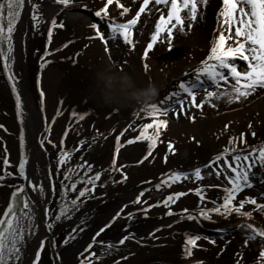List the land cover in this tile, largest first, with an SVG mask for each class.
Segmentation results:
<instances>
[{"label": "rangeland", "instance_id": "rangeland-1", "mask_svg": "<svg viewBox=\"0 0 264 264\" xmlns=\"http://www.w3.org/2000/svg\"><path fill=\"white\" fill-rule=\"evenodd\" d=\"M104 2L105 0H74L71 10H66L57 17L58 23L63 20L65 27L53 30L51 43L48 41L46 31L50 22L42 24L39 31H32L29 20L30 6H26L15 34L14 70L20 77L19 90L34 119L32 123L34 130L30 131L27 138L28 144L24 149L29 156L27 172L30 176L38 177L47 184L45 171L49 166L53 171L56 168L57 149L51 145L45 146L46 151L41 149L38 141L42 136L50 135L51 140L59 145L64 138V132L69 130L65 140L69 149L79 140H87L91 146L86 144L81 152L76 153L73 164L83 155L85 160L94 165L96 171H101L110 167L115 153L116 137L130 123L133 125L121 137V151L118 155V165L128 166L125 169L128 180L122 184L114 183V180L120 179V174L116 172L109 176L105 173L102 177L104 186L101 187L98 184L94 198L87 200L81 206V212L76 213L72 220L62 221L52 233L46 234L41 229V236H48L41 264H56L57 254L62 258V264H78L77 253L82 250L86 242L90 241L95 231L110 218L117 206H122L124 203L129 204L125 214L98 239L114 243L126 234L125 229L134 231L137 239L141 237L143 239L140 242L130 240L123 246L113 248L110 252L99 245L95 246L93 250L100 255V264H115L116 260H120L121 264H193V260L202 261L203 264H236L238 252L244 255L240 264H257L258 245L252 243L248 248L243 246L245 234L239 225L249 222H254L257 226L264 225V218L258 214H254V221L232 215L228 218L214 216L212 222L175 224L177 217L165 216L167 209L163 206L152 208L145 218L139 212L142 205H133L130 202L136 194L145 189L148 191L143 199L148 200L149 204H154L171 192L187 191L202 185L220 184L222 181L217 180L214 175L208 177L207 173L210 171L208 169L203 172L205 179L202 182L185 181L174 185L172 189L163 188L157 191L153 185L144 182L151 180L155 184L163 174L170 171L190 173L195 167L203 168V165L228 145L231 137H239L241 133L246 134L248 145L264 142V91H258L241 103L228 105L219 101L216 102L217 108L205 105L202 111L192 109L195 122H191L184 115L178 119L174 118L170 113L167 129L161 135L162 143L158 144L150 161L142 165H137V161L146 154V142L138 141L131 145L126 143L128 139H134L138 135L140 125L150 122L134 116V112L144 103V93L154 86L158 89V95L149 103L159 104L166 95L176 89L177 83L184 78L183 73L194 68L206 57L212 39L209 33L216 26L217 0H210L203 18L190 33L184 35L176 32L174 34L171 50L166 43V37L162 35L161 40L149 53L147 72L143 67L142 54L150 41L158 16L155 14L151 17L142 16L141 23L138 24L134 33L136 44L134 50L126 46L122 38L110 40L109 58L101 40L88 39L95 35L89 24L104 23L93 15ZM122 2L127 4L128 0H122ZM84 5H87V10L84 9ZM42 11L47 15L49 9L43 7ZM110 14L118 22L131 19V15L120 18L119 10L114 4L110 6ZM65 44L68 46L64 47ZM45 52H50L51 55L45 56ZM41 63L44 64L43 68L40 66ZM122 66L123 72L120 71ZM116 72L123 74L122 78L130 83V88L135 95L134 99L130 102L124 101V104L119 107L114 106L111 101L109 104L101 95L96 96L98 94L96 89L100 88L101 80L105 76L110 77L111 73L117 74ZM118 84L114 86V90L107 88L105 92L109 94L117 92ZM41 90L45 94L43 104L39 95ZM202 95L201 93L198 96V100ZM73 112L77 113L76 117L72 116ZM81 114L85 115L82 121L78 119ZM226 124L228 128L225 130ZM249 124L251 128L248 127ZM0 125L4 126L0 128V168L3 167L2 158L6 147L13 166L9 170L15 172L21 156L19 143L21 131L15 110V97L2 62H0ZM46 128L51 129L50 133L45 131ZM97 131L100 135L93 141L92 137L97 134ZM252 132L256 133L255 138L252 137ZM169 142L173 144L175 154L168 151ZM165 155L168 156L167 163L164 162ZM59 179V176L55 177L57 185ZM261 181H264V171L256 173L253 179L255 187L246 190L242 196H255L264 190V183ZM21 182L19 179L10 177L6 184ZM12 191L11 187L0 186V214L7 206ZM57 193H59V187ZM206 194L210 200L217 199L221 195L218 188H208ZM49 199L50 202L59 201V195ZM198 203V197L190 192L173 206V210L179 212L187 207L195 211ZM45 206L41 202L37 207L41 216L38 220L43 219ZM247 210H251V206H248ZM128 212L136 214L134 220L126 218ZM81 222H85V231L79 233L75 241L64 246L63 240L67 238L71 229ZM169 223H173V227H166ZM156 228L162 230L155 233L156 238L150 237L149 233ZM185 232H195L208 238L201 239L200 249L195 250L194 257L189 260L183 258ZM209 240H215L216 243H209ZM35 243L36 241L33 240L29 246L30 255L35 249ZM124 256L128 259L122 260Z\"/></svg>", "mask_w": 264, "mask_h": 264}, {"label": "snow or ice", "instance_id": "snow-or-ice-1", "mask_svg": "<svg viewBox=\"0 0 264 264\" xmlns=\"http://www.w3.org/2000/svg\"><path fill=\"white\" fill-rule=\"evenodd\" d=\"M210 0H105L103 6L95 11L93 15L99 18L103 24L92 22L89 27L94 30L95 35L88 39H99L104 44L105 53L109 54V41L122 38V42L130 49L134 50V33L138 24L141 23L142 16L151 17L157 15L154 30L151 33L150 41L142 54L145 71L149 69L147 60L149 53L154 46L161 40L162 35L166 37L169 50L172 49L174 34L179 32L187 35L193 27L203 18ZM74 0H0V62L7 74V79L11 85V91L15 97V110L20 124L25 123V100L19 90L20 77L14 70L16 62L15 34L26 6H30V28L32 31H39L42 24L49 23L47 27V37L51 43L53 30L63 29V20L58 23L57 17L66 10H71ZM115 5L119 10L120 18L131 15V19L118 22L110 14V6ZM47 7V15L42 11ZM87 10V5L83 6ZM135 8V10H133ZM216 26L209 35L212 37L211 46L206 57L201 60L194 68L183 73L176 89L170 92L165 98L157 103L144 102L143 105L134 112L136 118H143L150 122L143 123L138 127V135L134 139H128L126 143L131 145L138 141L146 142L147 151L143 157L137 161V165H142L154 155V151L159 143H162L161 135L169 124V114L174 118L181 115L195 122V115L192 109L203 110L205 105L217 108V103L223 101L228 105L241 103L258 91H264V0H217L216 5ZM142 35V33H139ZM107 37V38H106ZM68 45L65 44L64 47ZM87 47V46H86ZM51 55L45 52V56ZM79 55V54H77ZM127 63L126 61L124 62ZM41 68L44 64L41 63ZM124 71L123 66L120 69ZM203 94L198 100V96ZM41 104H43L44 92L39 93ZM118 111V110H117ZM43 112V108H41ZM143 114V115H142ZM77 116L76 112L72 113ZM79 120H84L85 115L81 114ZM54 122V121H53ZM0 125V128H3ZM133 125L130 123L123 132L116 137L115 153L110 163V167L101 171H96L94 165L84 159L83 155L79 161L73 164L76 153L81 152L87 140L81 139L69 149L65 140L69 130L64 132V138L59 145L54 143L50 135L42 136L38 143L41 149L46 151L45 146L57 149L55 171L49 166L45 171L47 184L38 177H32L27 172L29 156L24 151L26 146L24 132L21 131L19 143L21 156L15 172L10 171L13 166L10 163L7 148H4L2 158L3 167L0 168V186H8L13 189L10 194L9 202L2 214H0V264H41L42 253L48 243V236H41V229L45 233H52L56 227L64 220H72L76 213L81 212V206L89 199L94 198L95 190L99 186L103 187L102 177L105 173L109 176L112 173L120 174L119 180L114 183H124L128 180L125 169L127 165H118V155L121 151V137ZM251 128V124L248 125ZM228 125H225V130ZM136 131L137 129H133ZM50 133L51 129L46 128ZM97 134L92 137L95 141ZM256 137V133H251ZM90 147L91 145L88 144ZM168 151L175 154L174 146L171 142L167 145ZM168 156L165 155L164 162L167 163ZM208 169V177L215 176L220 184L198 186L187 191L171 192L161 201L149 204L148 200L143 199L146 191L141 190L131 199V204L142 205L139 212L147 218V214L152 208L163 206L167 211L165 216L177 219L175 224L182 222L200 223L203 221L212 222L214 216L228 218L232 215L241 217L247 221H254V214L264 218V190L257 195H243L246 190L253 189L255 184L254 177L258 171H264V142L258 145H248L246 134L241 133L239 137H231L228 145L218 154L212 157L202 167H195L190 173L186 171H170L163 174L158 182L153 184L151 180H146L145 184L153 185L155 190L163 188L172 189L174 185L185 181L202 182L205 179L204 170ZM59 176L57 185L55 177ZM19 179V184L7 185L9 178ZM264 183V181H261ZM59 187V193L57 188ZM208 188H218L221 195L217 199L210 200L206 194ZM193 192L199 199L196 210L185 207L179 212L173 210V206L182 198ZM59 195V201L50 202V197ZM43 202V219L38 220L36 211L38 205ZM211 204V207L207 205ZM251 206V210L247 207ZM129 207L128 203L118 205L110 218L99 227L92 235L89 242H86L82 250L76 255L78 264H100V255L94 251V247L99 245L107 252L113 248L125 245L126 242L133 240L140 242L143 237L137 239L134 231L125 229L124 235L117 241L106 242L98 239L106 233L112 225L120 219L125 210ZM135 213H126L128 220H134ZM163 218V217H161ZM85 222L77 224L72 228L67 238L63 240V245L68 246L77 239L79 233L85 231ZM166 227H173L169 223ZM244 231L245 238L243 246L248 248L252 243L258 245L257 264H264V225L257 226L254 222L239 225ZM156 228L149 233L150 237L156 238L155 233L161 231ZM208 239L193 232H185L183 240V258L189 260L194 257L195 250L200 249L201 239ZM35 240V249L29 254V246ZM215 244V240H209ZM55 247V243H53ZM236 264L244 259L242 252H238ZM122 260H127L124 256ZM56 264H62L59 254L56 256ZM115 264H121L116 260ZM193 264H203L202 261L193 260Z\"/></svg>", "mask_w": 264, "mask_h": 264}, {"label": "bare ground", "instance_id": "bare-ground-1", "mask_svg": "<svg viewBox=\"0 0 264 264\" xmlns=\"http://www.w3.org/2000/svg\"><path fill=\"white\" fill-rule=\"evenodd\" d=\"M116 73L117 74L111 73L110 77H108L109 76L108 75L107 77L105 76V78H103L101 80L100 88L96 89V92L98 93L96 96L101 95V97H104L106 99V102L109 103L111 101L112 104L114 103V106L119 107V105L124 104V101L130 102L131 99L135 98V95H133L134 94L133 89L130 88V86H131L130 83H128L127 80L122 78L123 74L121 75L120 72H116ZM117 83H119L118 87H117V92H114L113 94H109V93L105 92V90L107 88H109L110 90L111 89L114 90V86H117L116 85ZM102 89L104 91H102ZM116 94H117V96H115ZM31 116L32 115H31L30 111L28 110L26 103H25V123H24V125L20 124V131L24 132L26 144H28L27 138L30 135V131L34 130V125L32 124V123H34V121H33L34 119H32ZM18 121L20 123L19 118H18ZM30 158H31V160L33 159L32 155L30 156ZM38 207H39V205H38ZM36 211L38 213V217H41L39 215V210L36 209ZM40 235H41V233H40Z\"/></svg>", "mask_w": 264, "mask_h": 264}, {"label": "clouds", "instance_id": "clouds-1", "mask_svg": "<svg viewBox=\"0 0 264 264\" xmlns=\"http://www.w3.org/2000/svg\"><path fill=\"white\" fill-rule=\"evenodd\" d=\"M158 95V89L154 86H151L148 91L144 93L143 102H150L156 98Z\"/></svg>", "mask_w": 264, "mask_h": 264}]
</instances>
